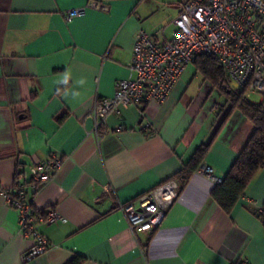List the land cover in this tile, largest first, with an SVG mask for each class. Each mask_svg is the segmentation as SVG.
Here are the masks:
<instances>
[{
    "label": "crops",
    "instance_id": "0c3cea01",
    "mask_svg": "<svg viewBox=\"0 0 264 264\" xmlns=\"http://www.w3.org/2000/svg\"><path fill=\"white\" fill-rule=\"evenodd\" d=\"M89 1L0 0V185L12 187L18 173L30 178L53 153L62 159L52 180L28 190L49 241L44 253L25 258L33 237L0 195V264H264V166L230 212L212 197L217 183L198 171L210 166L222 181L255 126L240 111L222 125L229 104L205 77L191 92L194 63L162 104H119L96 128V100L130 76L139 33L172 40L183 0H98L110 11L66 20L64 11ZM210 142L183 185L177 174ZM170 179L180 196L160 227L133 232L120 205ZM53 211L62 219L50 220Z\"/></svg>",
    "mask_w": 264,
    "mask_h": 264
},
{
    "label": "built area",
    "instance_id": "2783aa9c",
    "mask_svg": "<svg viewBox=\"0 0 264 264\" xmlns=\"http://www.w3.org/2000/svg\"><path fill=\"white\" fill-rule=\"evenodd\" d=\"M89 8L110 11L109 4L90 0L63 14L72 21ZM175 24V36L169 41L160 42L145 31L139 33L133 46L130 76L117 82L113 97L96 100L93 112L96 128L106 122L119 104H162L188 65L200 55L217 57L237 90L244 91L247 98L257 94L264 102V0H183ZM61 164V157L53 153L31 168L30 178L18 173L12 187L0 185V195L21 213L24 234L33 237L34 244L26 259L44 253L49 247L47 237L37 228L41 216L28 200V190L36 192L40 184L52 180ZM198 171L216 183L221 181L210 166L202 165ZM180 191V183L170 179L137 200L121 204L129 228L133 232L157 230ZM49 217L62 219L55 211Z\"/></svg>",
    "mask_w": 264,
    "mask_h": 264
},
{
    "label": "trees",
    "instance_id": "16d2710c",
    "mask_svg": "<svg viewBox=\"0 0 264 264\" xmlns=\"http://www.w3.org/2000/svg\"><path fill=\"white\" fill-rule=\"evenodd\" d=\"M194 64L196 69L202 72L206 81H209L216 90L221 92L229 104V110L222 120V125L227 123L234 112L240 111L255 126L229 173L217 183L212 191V197L216 202L225 211L230 212L237 201L244 196L256 172L264 166V102L253 103L247 98L244 91L232 89L230 78L217 57L200 55ZM219 130L218 128L216 134ZM211 142L200 146L192 159L177 174L176 177L182 181L183 185H186L191 174L203 163L212 145ZM82 262L83 258L77 257L68 264H82Z\"/></svg>",
    "mask_w": 264,
    "mask_h": 264
},
{
    "label": "rangeland",
    "instance_id": "374dc122",
    "mask_svg": "<svg viewBox=\"0 0 264 264\" xmlns=\"http://www.w3.org/2000/svg\"><path fill=\"white\" fill-rule=\"evenodd\" d=\"M204 81V76L202 74V72L198 71L197 72V78L194 79V82L191 87V92L195 93L196 89L200 86V84H202V82ZM231 87L232 89H238V86L236 85L235 82H231ZM225 99V98H224ZM224 99H221V102L224 101ZM249 100L253 103H261V97L257 94H251L249 96Z\"/></svg>",
    "mask_w": 264,
    "mask_h": 264
},
{
    "label": "clouds",
    "instance_id": "9594fccd",
    "mask_svg": "<svg viewBox=\"0 0 264 264\" xmlns=\"http://www.w3.org/2000/svg\"><path fill=\"white\" fill-rule=\"evenodd\" d=\"M71 78V71L70 70H67L63 73L62 75V79L59 81V83H62L64 85H67L68 84V81L70 80ZM77 85H84L86 83V80L85 78H80L78 79L76 82H75ZM72 97L73 98H77L81 95V93L79 91H74L71 93Z\"/></svg>",
    "mask_w": 264,
    "mask_h": 264
}]
</instances>
